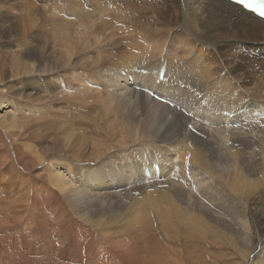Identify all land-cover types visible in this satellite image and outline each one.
I'll return each instance as SVG.
<instances>
[{
	"label": "bare ground",
	"instance_id": "bare-ground-1",
	"mask_svg": "<svg viewBox=\"0 0 264 264\" xmlns=\"http://www.w3.org/2000/svg\"><path fill=\"white\" fill-rule=\"evenodd\" d=\"M43 1L46 4V7L48 9H56L60 13H62V11L64 10V14L72 13L70 18H74V19L73 20H71V19L66 20V21H64L65 24H62L66 28L69 26H73L72 23H74L75 25L76 24L80 25V28H81L83 25H85L89 22L90 18L93 17L94 11H95V16L97 15L99 18H101V16H104L106 13H108L109 16L107 18H105L108 20L103 19V20H99V22L97 21L94 30L92 29L93 32L91 33V36H94V38H95L94 33L104 32V30L106 29L105 31H107V33L109 34L110 32H112V31L109 32L111 26L116 27V26H118V24H120L122 22H130L131 20H134L132 25L137 24V26H139L138 29L146 31L147 33H152L155 36H158L159 39L156 38L158 40L151 39L150 41L147 40V38L148 39L151 38L150 36L147 38L145 37L146 39H144V40L145 41L147 40V42H149V44H150V42L152 43L155 41V43H152L153 45L145 46L147 44L144 45V43H143V45H142V42H143L142 39L144 38L142 36L143 33L142 34L139 32L137 33V31H136L135 32L136 34H134V35L141 34L138 36L142 37L141 38L142 42L140 41L141 43L140 42H139L140 44L138 43L139 46L132 45V47H130L131 49L128 47L129 50L126 52L127 54L118 58L119 59L118 64L113 65L111 63L113 67L110 69H108V67H110L111 65L106 64L107 67H105V65H104L103 67H105V69H103L102 71L99 69L101 72L98 70V72H100V73L96 74L97 77L101 79L98 82L100 83L101 86H103L105 88L106 94H107V99L109 101V103L105 102L106 105L109 104L108 107L106 106L107 109H105V110H108V108H111L112 104H114V106H116V108H114V106H113V108L117 110V111L115 110L114 115L117 116L116 119H118V117L121 118L123 113L125 114V113H127V111H129V110H127V111L125 110L126 112H123L124 109L130 108V107L133 108L134 109L133 111L135 112L134 118L136 117V120L139 123H142V125L145 124V126L146 125L157 126V130H156L157 136H156V132H155V136L157 137L158 144H157V146H154L156 155L153 154V155H149V156L144 155V157H138L137 160L138 161L140 160V161L133 166H131L130 164L123 163L120 160H116V161H120V162L117 163L116 165L114 164L115 166L113 165L112 167H110L108 165V168H104V169L101 168V169H99V171H98V169H97V171L93 170V175L88 176L86 174V176L89 177V180L86 177V179L88 180L85 183L86 187L89 186V188H90V186L93 184L92 185L93 191H91V190H89L88 187L87 188L82 187V180L84 178L82 173H84L85 171L81 172L79 167L73 166L70 163H68L65 156H62L61 154L58 155L60 145H61L60 144L61 140H59V138H57L59 136V134L57 135V137L53 136V138L50 139L51 143H47V144L53 145L54 147H53V149L50 148L52 150L46 149L49 151H48L47 157H45L46 158L44 161L45 163L43 162L44 163V171H45V174H43V175H45L44 179L41 178V180H43V183L41 184L42 181L40 182V180H38L36 178L34 179V178L28 177V179H26V177L22 176L24 179L22 178L21 180H16L17 184L19 183L18 181H20L19 186L21 185L24 187L25 183H24V185H22V183L26 182L27 186H26L25 190L19 188L20 190H22L20 192H19V189L17 187L18 185L16 186L17 188H15V191H14L15 193L11 194V195H14V196H12V197H14L13 198L14 202H15V198H16V200L18 199L17 202L19 201V199H23L25 197H27V199L29 198L31 208L34 211H36L37 214H39V215H40V212L43 211L42 205L45 204L46 210H51V211L53 210L54 214H53V212H51L52 218L58 216L59 223L67 225V227L70 228L69 230H71V232H72L73 239L84 238V239L88 240L87 245H85L84 243L81 244L79 241V244L82 247H84L83 250L85 249L86 253L91 250V243L93 241V234L98 233L99 235H105L106 237H107V235L111 236L110 234L106 233L108 231V229L110 228V226L116 225L117 223H120L123 221L128 222L127 220H131V222H128V223H131L130 224L131 230H134V231L142 230L144 233L142 240L144 241L145 239H147V241L145 240V243H146V246H148V247H146V249H145L146 257H145V259H143V264H157V262L151 261L148 258V256H147L148 253H149V256L151 255V256H154L155 258L158 256L157 261L159 264H166L167 263V261H166V263L164 262L167 259H164V257H163L164 254L162 255V252H161L162 250L159 248L160 244L157 241V236H155V233L154 234H146V231L149 232V230H146V231L143 230L146 227L151 228V225L154 224V223L150 222L151 220L149 221L147 219L148 216H150V218H152V219L154 218L156 221H158V224L157 223L156 224H157L158 228L160 229V232H162L161 229H163L165 231L171 230V231H175L178 233H182V235L183 234L185 235L183 237L187 236L186 238H188L191 242L192 238H193L191 230H193L196 233L200 234V236L205 235L204 238L206 240L207 245H209L210 243H214L213 244V246H214L215 244L221 242L219 244L220 246H223V243H224L229 248V251H232V252L240 251L239 246L241 244H244V243H242L243 241L241 242V238H243L242 235L245 233L244 232L245 229L242 227L239 220L240 219L242 220V219L249 217L251 220V229L253 232V237H251L250 244L248 245V247L250 246L249 253L248 254L245 253L246 255L243 253L244 254V257L242 256L243 257L242 260L244 259L243 264H264V139H261L264 136H262L261 134H259V135H261L262 137L259 136L257 132L254 133V131L255 130L257 131V129H255V130L252 129L253 127H255V128L257 127V126L253 125L255 122H264V116H253L254 111H259L260 113H262L264 111V100L261 99V100H257L254 102V101L244 99L245 97H242V99H244L243 101L239 100V98H241L240 97V91L241 90L239 91L236 83H234L233 81H231L230 79L227 78L228 76L233 74L236 67L242 68L243 65L245 67H249V66L253 67L254 69H256L255 72H257V70H258V72H260L264 78V55H263V52H264V21L257 19L253 15L244 12L238 6L232 5L225 0H55V4H51L50 0H43ZM91 1H93L95 3H92L90 6L89 3ZM38 5H40V4H38ZM113 5H115L116 8L117 7L118 8L117 9L114 8L115 6L113 7ZM123 5H125V6H123ZM135 11H137L139 14H137V12H135ZM132 13L135 14V16H138V18H134ZM48 15H50V14H48ZM62 15H63V13H62ZM110 15H112V16H110ZM235 16L238 20H240L242 22V25L239 24V25L233 26V24H236L235 21L232 22V18ZM55 18H57V17H55ZM241 18H243V19H241ZM137 19H140V21H138ZM9 21H11V20H9ZM61 22H62V20H61ZM244 22H248L250 24V28L246 27L248 25H244L243 24ZM4 24L6 26V23H4ZM30 25H33V24L31 23ZM87 25L89 26V24H87ZM5 26H3V24H2V26H0V37H1L0 40L7 39V37L11 34V31L13 29V28H10L7 26L5 27ZM19 26L21 28L22 25H19ZM241 26L248 34H246L244 31L239 32V30L241 29ZM39 27L40 26H37V28H39ZM74 27L76 29V26H74ZM93 27H94V24H93L92 28ZM82 28L84 29V26ZM119 28H120V26L116 30H119V32H120L121 29H119ZM126 29H122L124 32L123 35L125 37L127 36V34L132 36L133 40H136V42L134 41V43L137 44V39H135L134 36L129 33L130 31L125 35L126 31H124V30H126ZM138 29L136 28V30H138ZM17 30L18 29H16V31ZM134 31H135V29L133 30V32ZM131 32H132V30H131ZM19 33H20V31H19ZM65 33L68 34L67 32H65ZM35 34H36L35 28L34 29L29 28L28 30H26L24 32V34L20 35L23 37L19 38V40H18L19 46L16 48V51L13 50L14 53L16 52L17 55H20V58H22L24 56V58H27L28 60H32L33 61L32 63H35L36 59L38 58V55L41 54V50L38 49L39 46L36 47L35 46L36 44L34 43L35 41L33 40ZM114 34L115 33H113V36H115ZM118 35H121V34H118ZM123 35H121V36H123ZM96 36H97V34H96ZM107 36H109V35H107ZM110 36H109V38H110ZM28 38H31V39H28ZM59 38L61 39V43L63 41L62 47L64 46L63 44L67 43V44H65V46H66L65 48H67V47H68L67 49L74 48V47H69V45L75 46V43L72 40H71V44H69L70 43L69 40H68L69 41V43H68V41L62 40V37H58V44L60 41ZM84 38L87 40L86 37H84ZM94 38H93V40H94ZM109 38H108V41L115 39L112 37V39L109 40ZM152 38H153V36H152ZM68 39H69V37H68ZM96 39H97L96 40L97 44H99L101 46L100 42L98 43V38H96ZM139 40L140 39H138V41ZM64 41H66V42L64 43ZM84 41L82 43H84ZM96 41H94L95 45H97ZM79 42L81 43V41H79ZM115 42H116V40H115ZM252 42H256V43L262 42L261 54L257 56L259 58H255L254 56L249 57L248 55H246L242 51V50L254 51L255 47H254ZM32 43H34L35 45ZM89 43L90 42H88V44ZM94 43L91 44V47H92V45L95 46ZM58 44H57V46L59 47ZM165 44L167 45V47H169V49L177 47V49L181 50L182 53L181 54H178V53L172 54L171 50H167V49L164 50ZM3 45H7V44H3ZM83 45H85V47L89 46L86 43ZM83 45H80V46L85 48ZM140 45H142V46H140ZM76 46H78L77 42H76ZM100 46L98 48L96 46V48H97L96 51H98V49L100 48V50H103L102 52H104L105 50L101 49ZM92 48H94V47H92ZM60 49H61V51H63V50L66 51L63 48H60ZM221 49H226L227 50L226 54L228 56H230V54L237 55L236 58H234V60L225 59V57L221 53ZM71 50H73V49H71ZM71 50L69 49L67 52H73ZM237 51H239V53H236ZM59 52H60V50H59ZM66 53H65V57L67 55ZM103 54L106 55V53H103ZM107 54L109 55V53H107ZM55 55H56V53H55ZM60 55L61 54H59V56ZM73 55H74V53H73ZM112 55H114V54L112 53ZM93 56H95V54ZM93 56H92V58H93ZM5 57H7V56H5ZM99 57H98V59H100ZM111 57H113V56H111ZM15 59L16 58L14 57V60ZM58 59H59V57H58ZM94 59H95V57H94ZM96 59H97V56H96ZM106 59H108V57ZM161 59L166 61V72H165L164 77L167 79V81L164 83L157 84V78H158L159 70L161 67V62H160ZM2 60L0 59V91L5 90L6 93L2 94V92H0V158H5V159L9 158L10 159V168H9L10 171L14 170V172H15L17 166H20L22 168V170H24V171H28L27 168L31 167L30 169L28 168L29 169L28 173H30L33 169H35V168H32V163L35 161L36 158L33 157L32 153L37 154L36 152H39L40 150H37L38 148L36 146V147H34V148H36V152H35L31 146V143L29 142L31 140L37 141V139L33 140L32 139L33 137H29L31 134L30 135L24 134L21 131V128L19 126H17V118L20 120V117H19L20 111L18 108L19 106H17L16 104L13 103V101L16 98L13 99V101H12L11 97L13 95L11 97H9V95L16 93V95L19 96V95H22L24 93H28L29 91H31V88L28 87L27 85H25L26 83L21 84L18 82L16 84H14V82L11 79H10V81H12V82H10V83L6 82L7 80H5V73H6V67H8V66H5L7 64L4 63ZM245 60H251L252 61L251 65H248V64L246 65ZM16 61H18V60H16ZM60 61H62V60H60ZM99 61H103V60H99ZM108 61H110V60H108ZM96 62L97 61H94V64H96ZM231 64H233V65H231ZM241 64H242V66H241ZM27 65H28V63H27ZM102 65L103 64H100L101 68H103ZM17 67H18V65H17ZM20 68H21V66L18 67V69H20ZM23 69H25V68L23 67ZM63 70H65V69H63ZM141 70L146 71L147 74H145V75L141 74L140 73ZM153 71H155L156 73L153 74L152 73ZM121 72L125 73L124 78L120 76ZM21 73L23 74V72H20V74ZM43 73H45V72H43ZM240 75H242V74H240ZM12 76H14V75H12ZM129 76H130L132 82L128 81L127 78ZM22 77H23V75H22ZM258 78H262V77L259 76ZM218 79H220L219 82H218ZM18 80H19V78H18ZM254 81H255V79H254ZM256 81H257V78H256ZM29 82H30V80H29ZM34 82H36V80ZM217 83H219V84H217ZM241 83L244 84V81L241 80ZM181 86H183V88H181ZM243 86H245V85H243ZM249 86H251V85H249ZM16 87L19 90V92L15 91ZM251 87H253V86H251ZM136 89L138 91H136ZM243 90H244V88H243ZM252 90H253V88H252ZM146 91H149V92L153 93L154 95H156L157 97L164 99L166 102H168V104H172L173 109H171L168 104H162V103L155 101L154 99H152L149 96V94L146 93ZM242 91H241V93H242ZM245 91H246V89H245ZM261 91L262 92L264 91V85L261 87V89L259 88V90L257 92L254 91L255 92V94H254L255 98H256V96H260L259 93ZM104 92H103V94H104ZM248 92H249V90H248ZM103 94H100V95L104 96ZM196 94L198 96L201 95V98L198 99V96ZM236 94H237V96H236ZM18 96H17V99H18ZM24 96H26V95H24ZM29 96H30V94H29ZM29 98H32V97H29ZM98 98H100V97H97V99ZM97 99L95 101H98ZM38 100H41V99H38ZM24 101H26V100H24ZM33 101H31V102H33ZM100 101H102L101 103H103L104 100L99 99V103H100ZM26 103H27V101H26ZM30 103H28V105ZM30 106H31V104H30ZM101 106L105 107V105H101ZM47 109H50V108H47ZM23 110H24V108H23ZM47 111H46V114H48ZM109 111H110V109H109ZM240 111H242V113H239ZM50 112H51V110L49 111V113ZM223 113H226L228 115H232V117L229 118L228 116L227 117L223 116ZM37 114H39V113L35 112V115H37ZM127 114H125V115H127ZM129 114H131V112ZM21 115H22V113H21ZM35 115H33L32 117L34 118ZM40 115H41V113H40ZM50 116H51V114H50ZM38 117H39V115H38ZM38 117H36V118H38ZM41 117H42V115H41ZM65 117L66 116H64V118ZM70 117H71V115H70ZM77 117H78V115H77ZM66 118H68V117H66ZM66 118H65V121L68 120ZM123 118H124V115H123ZM125 118H130V120H131V118H133V116L128 115L127 117L125 116ZM48 119H50V117ZM54 119H53V121H54ZM113 119H114V116H113ZM90 121H92V119ZM125 122H126V119H125ZM130 122L133 124L132 120ZM23 123L24 122H22V124ZM63 123L61 121V124H63ZM98 123H99V121H98ZM65 124H66V122H65ZM120 124L122 126V123H120ZM125 124H127V123H125ZM53 125H56V124H52V127H53ZM252 125H253V127H252ZM35 126L39 127L38 124H36ZM40 126L42 127V125H40ZM49 126H51V122H50ZM49 126H47V127H49ZM59 126L61 127V125H59ZM59 126H57V127L59 128ZM64 126H67V125H64ZM71 126H73V128H75L74 125H71ZM187 126H191L194 130L197 131V133L199 135H195V134L191 133L187 129ZM81 127H83V126H81ZM39 128H38V130H43V129L45 130V128H43V129H39ZM67 128H69V127H67ZM111 128H113L111 125H109L107 128H104V127L99 128L98 127L95 132L98 134L101 132L105 133V136H103V137L106 138L107 136L110 135V133L108 131ZM124 128H126V127H124ZM69 129H72V127ZM86 129L87 130H85V129L84 130L88 131V128H86ZM84 130H81V131L83 132ZM119 130H115V131L120 132L121 130L120 131ZM123 130L125 131V129H122V132H123ZM58 131H59V129H58ZM137 131H135V133ZM147 131L149 132V130H147ZM43 132H42V134H43ZM74 132H75V130L73 131V133L72 132L71 133L74 134ZM259 132H261V131H259ZM30 133H32V132H30ZM89 133H90V131H89ZM123 133H125V132H123ZM37 134H40V133H37ZM53 134H54V131H53ZM150 134L151 133H149V135ZM49 135H51V133H48V136ZM68 135H70V134H68ZM202 135L205 136L207 139H209V141L208 142L203 141ZM39 136H40V138L42 137L41 134ZM44 136H45V134H44ZM139 136H141V133ZM143 136H145V135H143ZM65 137L63 139L68 140L67 139L68 137H66V138ZM84 138H86V137H83V139L82 138L81 139L84 140ZM104 138H101V139H104ZM133 138H135V137L133 136ZM60 139H61V137H60ZM73 139L74 138H72V142H74V140L76 138L74 140ZM40 140L37 142H40ZM50 140L47 142H50ZM82 140H81V142H82ZM93 140H95V139H93ZM146 140L149 141L147 138H146ZM85 141H86V139H85ZM90 141H92V139ZM108 141H109V138H108ZM113 141H115V140H113ZM72 142H70V143H72ZM98 142H92L91 146L98 144ZM118 142H120V141H118ZM150 142H152V141H150ZM229 142L232 143L231 146H229ZM67 143L68 142H66V145H67ZM78 143H79V141H78ZM169 144L174 146L172 151L169 150V148L167 147ZM35 145H36V143H35ZM64 145H65V143L63 144V146ZM85 145H83V146H85ZM139 145H137V146H139ZM68 146H69V144L67 145V147ZM96 147H98V146H94L95 149H97ZM126 147H124V149ZM86 148L83 150V147H82V152H85ZM101 148H102V146H101ZM88 149H90V148H88ZM79 150H77V151H79ZM102 151H103V148H102ZM128 151H129V149H128ZM69 152L76 153L74 151H69ZM43 153H42V156H43ZM60 153H61V150H60ZM102 154H104V153H102ZM89 155H91V154L89 153ZM108 158L109 157H107V159ZM134 158L135 157H133V159ZM36 162H37V160H36ZM1 163L2 164H0V178H1L0 180H3L2 182H5V181H8L9 178L4 179L3 174H2L3 168L1 167V165L3 166L4 164H6V162L4 163L2 161ZM87 163H89V162H87ZM90 163L92 164V161ZM106 163H107V161H106ZM112 163H113V161H112ZM33 164H35V162ZM37 165H38V163H37ZM8 167H9V165H8ZM8 167H6V168H8ZM37 167L38 166H36V168ZM41 167H42V165H41ZM145 169H147V171L149 173V178H146L143 175V172ZM19 173H21V172L19 171ZM39 173H40V171L37 173V175ZM7 176L10 177V175H7ZM19 176L21 177V175H19ZM38 176H40V175H38ZM20 177H16V179L20 178ZM10 179H11V177H10ZM14 180H15V177H14ZM9 181H8V183H9ZM11 182L13 183V180ZM15 184L16 183L14 182V185ZM9 185L13 186L11 184H9ZM14 187H13V189H14ZM38 189H42V191L44 193L42 200L38 199L39 197L37 198L35 196L36 195L35 192ZM1 190H2V188H1ZM113 190H115V191H113ZM136 191H138V194L135 195ZM9 195H10V193H9ZM125 195H126V197L128 196V199H126V200L123 199V196H125ZM6 196H8V194ZM4 199L6 200V198H4ZM8 200H9V198H8ZM0 202H3V201H0ZM4 202L6 204V202H8V201L6 200ZM11 202H12V200H11ZM19 202L21 203L22 200ZM193 204H195V205H197V207H199L198 208L199 214H197V215L193 214V210H192ZM247 204H249L250 206H247ZM9 205H11V203ZM14 205H16V204H14ZM14 205L12 204V206H14ZM21 206H22V203H21L19 208H22ZM26 206L27 205H25V207ZM7 207L8 206L5 205V208H7ZM8 208H11V206ZM28 208H29V205H28ZM3 210H5V209H3ZM9 210H12V209H9ZM18 211L21 212V209ZM18 211H16V209H15L14 212L16 215H18ZM3 213H5V212H3ZM8 213L6 212V214H8ZM41 214H43V213H41ZM44 214H45V211H44ZM49 214H50V212H49ZM14 217H15V215H14ZM14 217L11 216V219ZM7 218H9V217H7ZM17 218L18 217H16V219ZM22 218H24V217H22ZM49 219H50V217H49ZM55 221H56V219H55ZM13 222H15V221H13ZM36 223H37V221H36ZM128 223H127V225H129ZM13 225H14V223H13ZM232 225L234 226L235 237H233L231 232L229 234H228V232L225 234V230L227 228L229 229ZM247 226H246V228H247ZM1 227H2V225H1ZM125 228H126V226L123 229H125ZM119 229H121V228H119ZM127 229H125V231ZM3 230H5V229H3ZM3 230H0V232H2ZM54 230H56V229H54ZM184 231L187 232V234ZM71 232H70V234H71ZM109 232L110 231H108V233ZM120 232H121V230H120ZM155 232H157V231H155ZM248 232L246 229V233H248ZM28 233H29L30 240L33 237L35 239L36 232L34 234L32 229H30ZM122 233H124V232H122ZM6 234L8 235V233H6ZM168 234H170V233H167V235ZM172 234L174 235V233H172ZM177 234L175 236H177ZM51 235H52V233H51ZM128 235L129 234H127V236ZM18 236H19V234H18ZM109 236L106 238L108 245H109V243H108L107 239L111 238ZM250 236H251V234H250ZM10 237H12V234ZM122 237H124V236H122ZM170 237L171 236H169V238ZM246 237H245V240H246ZM63 238H64V236H63ZM25 239L26 238H24V240ZM98 240H99V238H98ZM98 240H97V242H98ZM118 240H119V238H118ZM35 241H36V239H35ZM127 242H129V240H127ZM244 242H247V241H244ZM164 243H165V241H164ZM68 244H71V243H68ZM93 244H96V243L93 242ZM107 244L105 242V244L102 247H106ZM99 245H100V243H99ZM122 245H123V242H122ZM171 245L173 246V244L170 243V246ZM135 246L136 245H134L132 247L123 246L125 248H123V249L120 248V250L118 252H120L121 254L118 256L116 263H114L113 251L110 247H109V249L103 248L102 251L97 252V254H95L92 257V260L98 261V263H100V264H117L118 260L122 261L123 264H140L139 260H137V259L133 260L132 258H130L131 257L130 253L132 252V250H134L133 247H135ZM17 247H19V246H17ZM33 247H35V246H33ZM61 247H63V246H61ZM77 247H79V246H77ZM136 247L138 248V246H136ZM143 247H144V245H143ZM244 247L245 246H243V248ZM22 248H24V247H22ZM22 248L20 247V249H22ZM144 248H143V250H144ZM171 248H173V247H171ZM27 249H29V248H27ZM64 249H65V247H64ZM13 250H15V248ZM35 250H36V248H35ZM42 250H40V251H42ZM70 250H71V248H70ZM81 250H82V248H81ZM138 250H139V248H138ZM140 250H142V249L140 248ZM3 251L4 250H2V252ZM28 251L30 252V250H28ZM72 251H74V250H72ZM145 251H142V252H145ZM173 251L174 250L171 251V254ZM29 252H28V254H29ZM35 252H37V251H35ZM136 252H138V251H136ZM167 252L168 251H166V253ZM169 252H170V250H169ZM174 252H176V251H174ZM207 252L208 253L210 252V254H213L212 251H207ZM245 252H246V250H245ZM110 253L112 254V256ZM176 253H178V251ZM230 253L231 252H229L228 254H230ZM30 254L31 255L33 254L36 256V254H34L33 252L32 253L30 252ZM217 254L219 255L220 258L223 259V261L227 259V255H225L223 252L219 251ZM22 255H23V253H22ZM137 255H139V254H137ZM159 255L162 256V257H160L161 258L160 261H159ZM175 255L177 256V254H175ZM84 256L88 259L87 254L85 255V253H84ZM167 256L172 257L170 255V253H167ZM28 257H29V255H28ZM48 257H50V256H48ZM76 257H77V255H76ZM141 257H139V258H141ZM198 258H202V257H198ZM64 259L67 260L66 257H64ZM182 259H183L184 264H193V260H192L191 256H185V257H182ZM40 261H42V260H40ZM75 261H76V259H75ZM162 261H163V263H161ZM219 261L221 263H216V262H212V261L202 262V259H201V263H199V264H223L222 260H219ZM240 262H241V259H240ZM18 263H19V261H18ZM88 264H95V263L92 262V263H88Z\"/></svg>",
	"mask_w": 264,
	"mask_h": 264
},
{
	"label": "rangeland",
	"instance_id": "rangeland-1",
	"mask_svg": "<svg viewBox=\"0 0 264 264\" xmlns=\"http://www.w3.org/2000/svg\"><path fill=\"white\" fill-rule=\"evenodd\" d=\"M51 4H55V0H50ZM92 3H95L93 1H91L89 3V5L91 6ZM40 4V5H38ZM7 6V7H6ZM115 5H113L114 7ZM125 6V5H123ZM45 7V8H44ZM111 7V6H110ZM116 8V6L114 7ZM118 8V7H117ZM116 8V9H117ZM38 11V12H37ZM56 12V13H55ZM137 12V11H135ZM63 13V15H62ZM62 13H60L59 11H57L56 9H48L46 7V4L44 3L43 0H0V26H5L4 23H6V26L7 27H10V28H13L12 31H11V34L7 37V39H4V40H0V59L6 63L7 65L5 66H8L6 67V73H5V80H7L6 82H14V84L16 83H21V84H25L27 85L28 87L31 88V91H29L28 93H24L22 95H16V93H13L11 95H9V97H11L12 95V101L13 99H15L13 101L14 104H16L17 106H19V114H20V120L17 118V126H19L21 128V131L26 134V135H30L29 137H33L32 139L33 140H36L39 141L40 139V142H37V141H29L31 143V146L32 148L34 149V151L36 152V147L37 146V150H40L39 152H36L37 154H34L32 153L33 157L36 158L35 159V164L32 163V168H35L33 169L30 173H28L29 169L31 167H28L27 170L28 171H24L22 170V168L20 166H15L16 167V170L14 172V170H9L10 168V159L9 158H0V161L2 162H6V164H4L3 166L1 165V167L3 168V177L4 179L6 178H9V183L8 181H5V182H2L3 180H0V201H3V202H0V230H3L2 232H0V264H88V263H95V264H100L98 263V261H93L92 260V257L97 254V252L99 251H102V249L104 248H107L109 249V247L112 249L113 251V259H114V263H116V260L118 258V256L121 254L120 252H118L121 249L125 248V247H132L134 245L138 246V248L135 246L133 247V249L135 250H132V252L130 253L131 257L133 260L137 259L139 260L140 264H143V259H145L146 257V243H145V240L147 241V239H145L144 241L142 240L143 236H144V233L142 230H137V231H134V230H131L130 228V224L131 223H128V222H131V220H127L128 222H120V223H117L116 225H113V226H110V228L108 229V231H110L108 233V231L106 232L107 234H110L111 236L107 235V237H111L108 240V243L109 245L107 244V241H106V236L105 235H99L98 233L96 234H93V241L91 243V250L88 251L86 253L85 249L83 250L84 247H82L80 244H79V241L81 244H85L87 245L88 243V240L87 239H84V238H75L73 239V236H72V232L71 230H69L70 228L67 227V225H64V224H60L59 223V218L58 216L57 217H54L52 218L51 217V212H53V210H46V205H42V208H43V211L40 212V215L37 214L36 211H34L31 206H30V199L28 200L27 197L23 198V199H19V201L22 200V208H19L21 203L17 202L16 198H15V202H14V195H11V194H14L15 192V188L18 187L25 190L27 184L26 182H23L22 185H24L25 183V186H19V183L20 181H18L19 183L17 184V181L16 180H21L23 177H26V179L29 178H36L38 180H40L41 184L43 183V180L45 175V171H44V161H45V157H47L48 155V151L49 150H52L53 149V145L51 144H47V143H51V140L53 138V136L57 137V135L59 134V136L57 138H59L60 141V149H59V152H58V155H62V156H65V158L67 159V162L70 163L71 165L73 166H77L80 168L81 172H84L82 173L83 175V180H82V187H85V188H89V186L86 187V181L89 180V175H93V170L99 171V169H104V168H108V165L110 167H112L114 164L116 165L117 163H119L120 161H122L123 163H126V164H130L131 166L135 165L136 163H138L139 161L137 160L138 157H144L145 156H149V155H156V152H155V149H154V146H157L158 144V140H157V126H151V125H146L142 123H139L137 120H136V117L134 118V114L135 112L133 111L134 109L133 108H127V109H124L123 112H126L127 110H129L131 112V114H129L130 112L127 111V115H125L124 113L122 114L121 118L114 115V112L116 109V106H114V104H112V107L111 108H108V110H105L107 109L106 106L108 107L109 104H105V102L109 103L108 99H107V94H106V90L103 86L100 85V83L98 81H100L101 79L97 77V73H100L103 69H105L106 64L108 65H111L110 67H108V69L112 68V64H118L119 63V59L120 57L124 56L125 54H127L126 52L129 50L128 47H132V45H136V46H139L138 43L142 40V45L144 43L147 44L145 46H151L153 45L152 43H155L154 42H147V40H158V36H155L153 35L152 33H147L146 31H143V30H140L138 29L139 26L136 25H132V23L134 22V20H131L130 22H122L120 24H118V26H111L110 27V32L109 34L107 33V31L104 30V32H98V33H94L95 34V38L94 36H91V33L93 32L95 26H96V23L97 21L99 22V20H108V19H105L107 18L109 15L108 13H106L104 16H101V18H99L97 15L95 16V11L93 12V17L89 19V22L87 24H89V26L87 24L83 25L84 26V29L81 27L80 28V25L78 24H73V26H69V27H65L63 26L62 24H65L64 21L66 20H73L74 18H70V16L72 15V13H68V14H64V10L62 11ZM28 14V15H27ZM50 14V15H48ZM137 14H139L137 12ZM133 17L134 18H138V16H135V14H133ZM112 16V15H110ZM35 17V18H34ZM57 17V18H55ZM243 19V18H241ZM11 20V21H9ZM36 20V21H35ZM62 20V22H61ZM138 21H140V19H137ZM235 21L236 24H233V26L235 25H242V22L240 20H238L235 17L232 18V22ZM33 24V25H30V24ZM37 25H36V24ZM94 24V27L92 28ZM244 25H248L246 27H249L250 28V24L248 22H244L243 23ZM19 25H22L21 28ZM24 25V26H23ZM5 26V27H6ZM37 26H40L39 28H37ZM76 26V29L75 27ZM120 26L119 30H116L118 29V27ZM132 28H131V27ZM134 26V27H133ZM64 27V28H63ZM113 27V28H112ZM15 28V29H14ZM36 29V34L34 36V44L36 47H38L39 50H41V54L38 55V58L36 59L35 63H32L33 61L32 60H28L27 58H24V56L22 58H20V55H17L16 52L14 53V51H16V48L19 46V38H22L23 36H20L22 34H24V32L28 29ZM127 28V29H126ZM130 30H129V29ZM136 28L138 30H136ZM16 29H18L16 31ZM20 29V30H19ZM24 29V30H23ZM42 29V30H41ZM60 29V30H59ZM63 29V30H62ZM93 29V30H92ZM122 29H126L124 31H126L125 35L129 32L131 35L134 36L135 39H137V44L134 43V41L136 42V40H133L132 36L128 35L125 37L123 34V30ZM135 29V31L133 32V30ZM57 30V31H56ZM65 30V31H64ZM75 30V31H74ZM78 32H77V31ZM85 30V31H84ZM108 30V29H107ZM132 30V32H131ZM20 31V33H19ZM137 31V33H143V39L141 40V36H138V35H141V34H138V35H134L136 34L135 32ZM241 31H244L246 34H248L241 26V29L239 30V32ZM23 32V33H22ZM65 32H67L68 34H66ZM61 33V34H60ZM83 33V34H82ZM86 33V34H85ZM102 33V34H101ZM107 33V34H106ZM113 33H115L113 36ZM65 34V35H64ZM97 34V36H96ZM118 34H121V35H118ZM83 35V36H82ZM107 35H111L112 37L110 36H107ZM118 35V36H117ZM145 35V36H144ZM121 36V37H120ZM151 37V38H147V37ZM153 36V38H152ZM58 37H62V40H66L68 41L69 44H71V40L75 43V46L73 45H69V47H74V48H69L71 51L73 52H67L69 49L65 48V43L66 41H64L65 44H63L64 46L62 47V43H61V39L59 41V44H58ZM69 37V39H68ZM74 37V38H73ZM86 37L87 40L84 38ZM109 40L111 41H108V38ZM147 40L145 41L144 39ZM155 37V38H154ZM1 38V37H0ZM3 38V37H2ZM94 38V40H93ZM98 38V43L100 42L101 46L99 44H97V39ZM118 38V39H117ZM127 38V39H126ZM158 38V39H156ZM28 39H31V38H28ZM37 39V40H36ZM74 39V40H73ZM76 39V40H75ZM122 39V40H121ZM126 39V40H125ZM131 39V40H130ZM138 39H140L138 41ZM86 42H85V41ZM89 40V41H88ZM116 40V42H115ZM81 41V43L79 42ZM84 41V43H82ZM94 41H96V44L94 43ZM124 41V42H123ZM130 43H128V42ZM131 41V42H130ZM133 41V42H132ZM11 42V43H10ZM32 42V41H31ZM72 42V43H73ZM76 42H77V45L76 46ZM80 44H79V43ZM88 42H90L88 44ZM123 42V43H122ZM140 42V43H141ZM87 44L89 45L88 47L83 44ZM95 46L92 45V48L91 47V44H93ZM105 43V44H104ZM112 43V44H111ZM139 43V44H140ZM255 49L254 51L252 50H242L246 55H248L249 57H255V58H259L257 57L258 55L261 54V45H262V42H252ZM3 44H7V45H3ZM57 44L59 45V47L57 46ZM103 44V45H102ZM56 45V46H55ZM61 45V46H60ZM67 45V46H68ZM80 45H83L85 48L81 47ZM105 45V46H104ZM140 45V46H142ZM44 46V47H43ZM100 46L101 49H104L105 51L102 52L103 50H100V48L97 50V48ZM60 48H63L65 49L66 51H61ZM83 48V49H82ZM107 50H106V49ZM109 48V49H108ZM131 49V48H130ZM167 49V50H171V53L172 54H181V50H178L177 47H174L172 49H169V47H167V45L165 44V48L164 50ZM47 50V51H46ZM60 50V52H59ZM88 52H87V51ZM92 51V52H91ZM96 51V52H95ZM107 51V52H106ZM110 51V52H109ZM125 51V52H124ZM226 49H221V53L222 55L225 57V59H231V60H234V58H236L237 55H233V54H230V56H228L226 54ZM251 51V52H250ZM6 52V53H5ZM13 52V53H12ZM67 52V53H66ZM98 52V53H97ZM101 52V53H100ZM114 55H112V53ZM56 53V55H55ZM61 54L59 56V54ZM64 55H63V54ZM65 53L67 54L66 57H65ZM74 53V55H73ZM103 53H106L103 54ZM109 53V55L107 54ZM236 53H239V51H237ZM16 54V55H15ZM69 54V55H68ZM95 54V56H93ZM111 54V55H110ZM165 54V53H164ZM58 55V56H57ZM263 55H264V52H263ZM7 56V57H5ZM9 56V57H8ZM93 56V58H92ZM96 56H97V59H96ZM100 56V57H99ZM105 58H103V57ZM113 56V57H111ZM14 57L16 58L14 60ZM18 57V58H17ZM59 57V59H58ZM69 59H68V58ZM91 57V58H90ZM95 57V59H94ZM98 57L100 59H98ZM108 57V59H106ZM66 58V59H65ZM89 58V59H88ZM103 58V59H102ZM13 59V60H12ZM39 59V60H38ZM68 59V60H67ZM18 60V61H16ZM62 60V61H60ZM99 60H103V61H99ZM110 60V61H108ZM15 61V62H14ZM94 61H97L96 64H94ZM105 61V62H104ZM114 61V62H113ZM246 61V65H251L252 61L251 60H245ZM23 62V63H22ZM25 62V63H24ZM71 62V63H70ZM73 62V63H72ZM100 62V63H99ZM28 63V65H27ZM105 63V64H104ZM112 63V64H111ZM70 64V65H69ZM100 64H103L102 67L105 65V67L101 68ZM21 66L20 69H18V67ZM58 65V66H57ZM64 65V66H63ZM66 65V66H65ZM233 65V64H231ZM26 69H23V67ZM242 66V64H241ZM42 67V68H41ZM50 67V68H49ZM63 67V68H62ZM100 67V68H99ZM241 67L237 68L234 70L233 74L228 76L227 78L230 79L231 81H233L234 83H236V85L238 86V89L240 91V97L239 100L243 101L244 99H247V100H250V101H257V100H261L263 99L264 100V91L260 92V96H256L255 98V92L254 91H258L259 88L261 89V87L264 85V78L262 76V74L260 72H255L256 69H254L253 67H245L243 65V67L240 69ZM10 69V70H9ZM12 69V70H11ZM34 69V70H33ZM65 69V70H63ZM101 71H100V70ZM248 69V70H247ZM14 70V71H13ZM21 70V71H20ZM44 70V71H43ZM46 70V71H45ZM98 70L100 72H98ZM8 72V73H7ZM20 72H23V74ZM41 72V73H40ZM45 72V73H43ZM244 72V73H243ZM15 73V74H14ZM258 73V74H257ZM260 73V74H259ZM36 74V75H35ZM239 76H238V75ZM242 74V75H240ZM253 74V75H252ZM14 75V76H12ZM17 75V76H16ZM23 75V77H22ZM244 75V76H243ZM8 76V77H7ZM255 76V77H254ZM262 77V78H258V77ZM36 77V78H35ZM237 77V78H236ZM254 77V78H253ZM19 78V80H18ZM130 78V76L128 77V79ZM256 78H257V81H256ZM10 79L12 81H10ZM15 79V80H14ZM235 79V80H234ZM255 79V81H254ZM261 79V80H260ZM30 80V82H29ZM36 80V82H34ZM241 80L244 81V84L241 83ZM260 80V81H259ZM220 81V79H218V82ZM240 81V82H239ZM262 81V82H261ZM129 82H132L131 79L129 80ZM246 82V83H245ZM38 83V84H37ZM219 84V83H217ZM245 85V86H243ZM253 87H251V86ZM38 86V87H37ZM255 86V87H254ZM33 87V88H32ZM35 88V89H34ZM39 88V89H38ZM181 88H183V86H181ZM253 88V90H252ZM47 89V90H46ZM246 89V91H245ZM256 89V90H255ZM249 90V92H248ZM16 92H19V90L17 89L16 87ZM46 93H45V92ZM51 91V92H50ZM104 94H103V92ZM136 91H138L136 89ZM0 92H2V94L6 93L5 90H1ZM44 92V93H43ZM95 92V93H94ZM247 93V94H246ZM28 94V95H27ZM30 94V96H29ZM36 94V95H35ZM49 94V95H48ZM57 94V95H56ZM100 94H103L104 96L100 95ZM26 95V96H24ZM35 95V96H34ZM248 95V96H247ZM17 96H18V99H17ZM102 96V97H101ZM237 96V94H236ZM29 97H32V98H28ZM36 97V98H35ZM97 97H100L97 99ZM201 95L198 96V99H200ZM242 97H245L244 99H242ZM105 98V99H104ZM249 98V99H248ZM38 99H41V100H38ZM98 100V101H95V100ZM99 99H103V103H101L102 101H100L99 103ZM256 99V100H255ZM21 100V101H20ZM26 100V101H24ZM34 100V101H33ZM33 101V102H31ZM16 102V103H15ZM31 102V103H30ZM36 102V103H35ZM28 103L30 104L28 105ZM52 103V104H51ZM55 103V104H54ZM57 103V104H56ZM24 105V106H23ZM26 105V106H25ZM50 105V106H49ZM55 105V106H54ZM101 105H105L104 106H101ZM169 107L171 109H173V105L172 104H168ZM114 106V108H113ZM110 107V106H109ZM24 108V110H23ZM43 108V109H42ZM47 108H50V109H47ZM32 109V110H31ZM90 109V110H89ZM110 109V111H109ZM30 110V111H29ZM39 110V111H38ZM48 110V111H47ZM51 110V112L49 113V111ZM88 110V111H87ZM121 110V109H120ZM126 110V111H125ZM29 111V112H28ZM46 111L48 114H46ZM117 111V110H116ZM122 111V110H121ZM28 112V113H27ZM35 112L39 113L37 115H35ZM22 113V115H21ZM42 117H41V115ZM100 113V114H99ZM34 118L32 117L33 115ZM51 114V116H50ZM78 117H77V115ZM31 115V116H30ZM39 115V117H38ZM45 115V116H44ZM49 115V116H48ZM71 115V117H70ZM76 115V116H75ZM97 115V116H96ZM111 117H110V116ZM123 115H124V118H123ZM128 115H131L133 116V118H131V120L133 121V124L130 122V118H125V116L127 117ZM28 116V117H27ZM64 116L68 117L65 121V118ZM109 116V117H108ZM113 116H114V119H113ZM227 117V115H224ZM38 117V118H36ZM50 117V119H48ZM86 117V118H85ZM52 118V119H51ZM55 118V119H54ZM71 118V119H70ZM24 119V120H23ZM54 119V121H53ZM92 119V121H90ZM125 119H126V122H125ZM20 122H19V121ZM33 120V121H32ZM52 120V121H51ZM64 125H67V126H64L63 124H61V121ZM64 120V121H63ZM135 120V121H134ZM44 121V122H43ZM99 121V123H98ZM19 122V123H18ZM22 122H24L22 124ZM40 122V123H39ZM51 122V126H49ZM66 122V124H65ZM90 122V123H89ZM97 122V123H96ZM71 123V124H70ZM107 123V124H106ZM122 123V126L121 124ZM127 123V124H125ZM22 124V125H21ZM36 124H38V126L40 127H37L35 126ZM42 125V127L40 125ZM44 124V125H43ZM52 124H56V125H53L52 127ZM61 125V127L59 125ZM82 124V125H81ZM85 124V125H84ZM94 124V125H93ZM104 124V125H103ZM29 125V126H28ZM71 125H74L75 128H73V126ZM109 125H111L113 128H111L108 132L110 133L109 136H107L106 138H104L103 136H105V133L101 132V133H96L95 131L97 130V128H107ZM135 125V126H134ZM254 126H257L256 128L253 127ZM252 125V129H257V131L255 130L254 133H258L261 134L262 136H264V122H255L254 124ZM49 126V127H47ZM56 126V127H55ZM59 126V128L57 127ZM72 129H69L71 128ZM83 126V127H81ZM97 126V127H96ZM107 126V127H106ZM121 126V127H120ZM26 127V128H25ZM28 127V128H27ZM69 127V128H67ZM92 127V128H91ZM126 127V128H124ZM141 127V128H140ZM145 127V128H144ZM155 127V128H154ZM261 129H260V128ZM39 129H43L45 128V131L44 129L43 130H38ZM51 128V129H50ZM53 128V129H52ZM59 131H58V129ZM80 128V129H79ZM82 128V129H81ZM86 128H88V131H85L87 130ZM94 128V129H93ZM117 128V129H116ZM125 129V131L123 130V133L122 132V129ZM130 128V129H129ZM259 128V129H258ZM36 129V130H35ZM57 129V130H56ZM62 131H61V130ZM85 129V130H84ZM121 131H120V130ZM188 129V128H187ZM38 130V131H37ZM71 130V131H70ZM75 130L74 134L73 131ZM81 130H84L83 132ZM115 130H119L120 132L118 131H115ZM128 130V131H127ZM141 133V136L140 133ZM149 130V132L147 131ZM29 131V132H28ZM43 134H42V132ZM52 131V132H51ZM53 131H54V134H53ZM65 131V132H64ZM78 131V132H77ZM81 131V132H80ZM90 131V133H89ZM111 131V132H110ZM131 131V132H130ZM135 131H137L135 133ZM153 133H152V132ZM261 131V132H259ZM32 132V133H30ZM46 132V133H45ZM69 132V133H68ZM72 132V133H71ZM130 132V133H129ZM144 134H143V133ZM146 132V133H145ZM155 132H156V136H155ZM29 133V134H28ZM37 133H40L42 135V137L40 138V134H37ZM48 133H51V135L48 136ZM56 133V134H55ZM122 133V134H121ZM149 133H151L149 135ZM34 134V135H33ZM37 134V135H36ZM45 134V136H44ZM70 134V135H68ZM120 134V135H119ZM125 134V135H124ZM128 136H127V135ZM130 134V135H129ZM47 135V136H46ZM84 135V136H83ZM102 135V136H101ZM119 135V136H118ZM136 135V136H135ZM145 135V136H143ZM257 135V134H256ZM259 135V136H261ZM36 138H35V137ZM68 137L67 139L68 140H65L63 139L64 137ZM78 136V137H77ZM116 136V137H115ZM122 138H121V137ZM131 136V137H130ZM133 136L135 138H133ZM138 136V137H137ZM153 136V137H152ZM261 136V137H262ZM47 137V138H46ZM50 137V138H49ZM61 137V139H60ZM65 137V138H66ZM83 137H86L83 139ZM113 137V138H112ZM118 137V138H117ZM137 137V138H136ZM141 137V138H140ZM144 137V138H143ZM151 137V138H150ZM72 138H76L74 140V142H72ZM82 138V139H81ZM101 138H104V139H101ZM108 138H109V141H108ZM120 138V139H119ZM126 138V139H125ZM133 138V139H132ZM140 138V139H139ZM146 138L149 140L147 141ZM63 139V140H62ZM70 139V140H69ZM86 139V141H85ZM92 139V141H90ZM95 139V140H93ZM115 141H113V140ZM128 139V140H127ZM143 139V140H142ZM151 139V140H150ZM261 139H264V137H262ZM50 142H47L49 141ZM79 143H78V141ZM82 140V142H81ZM97 140V141H96ZM106 140V141H105ZM136 140V141H135ZM138 140V141H137ZM202 140L203 141H206L208 142L209 139H207L205 136L202 135ZM88 141V142H87ZM99 141V142H98ZM117 141V142H116ZM120 141V142H118ZM126 141V142H125ZM146 141V142H145ZM152 141V142H150ZM28 142V143H29ZM66 142L67 145L69 144V146L67 147L66 145ZM72 142V143H70ZM92 142H98V144L94 145V146H98L96 147L97 149L94 148V146H91ZM101 142V143H100ZM140 142V143H139ZM29 143V144H30ZM33 143V144H32ZM36 143V145H35ZM40 143V144H39ZM46 143V144H45ZM65 143V145L63 146V144ZM81 143V144H80ZM89 143V144H88ZM100 143V144H99ZM119 143V144H118ZM127 143V144H126ZM150 143V144H149ZM156 143V144H155ZM71 144V145H70ZM85 146H83V145ZM118 144V145H117ZM140 144V145H139ZM155 144V145H154ZM231 142H229V146H231ZM34 145V146H33ZM80 147H79V146ZM82 145V146H81ZM136 147H135V146ZM139 145V146H137ZM237 145V144H236ZM47 146V147H46ZM103 148V151H102V148ZM107 146V147H106ZM127 146V147H126ZM131 146V147H130ZM142 146V147H141ZM66 147V148H65ZM78 147V148H77ZM82 147H83V150L86 148V151L85 152H82ZM85 147V148H84ZM93 147V148H92ZM124 147H126L124 149ZM139 147V148H138ZM141 147V148H140ZM169 148V150L172 151V149L174 148L173 145L169 144L167 146ZM52 148V149H50ZM64 148V149H63ZM90 148V149H88ZM135 150H134V149ZM171 148V149H170ZM43 149V150H42ZM46 149H49V150H46ZM80 149V150H79ZM88 149V150H87ZM94 149V150H93ZM101 149V150H100ZM105 149V150H104ZM111 149V150H110ZM129 149V151H128ZM142 149V150H141ZM60 150H61V153H60ZM79 150V151H77ZM93 150V151H92ZM110 150V151H109ZM123 150V151H122ZM131 150V151H130ZM69 151H74L76 153H71ZM92 153H91V152ZM109 153H108V152ZM112 151V152H111ZM121 151V152H120ZM125 151V152H124ZM44 152V153H43ZM79 152V153H78ZM88 152V153H87ZM97 152V153H96ZM128 152V153H127ZM42 153H43V156H42ZM78 153V154H77ZM89 153L91 155H89ZM104 153V154H102ZM115 153V154H114ZM119 153V154H118ZM46 154V155H45ZM101 154V155H100ZM113 154V155H112ZM80 155V156H79ZM87 155V156H86ZM110 155V156H109ZM139 155V156H138ZM86 156V157H85ZM93 156V157H92ZM101 156V157H100ZM104 156V157H103ZM106 156V157H105ZM118 156V157H117ZM97 157V158H96ZM107 157H109L107 159ZM117 159H116V158ZM133 157H135L133 159ZM70 158V159H69ZM72 158V159H71ZM77 158V159H76ZM79 158V159H78ZM88 160H87V159ZM94 158V159H93ZM76 159V160H75ZM81 159V160H80ZM92 159V160H91ZM102 161H101V160ZM133 159V160H132ZM136 159V160H135ZM37 160V162H36ZM39 160V161H38ZM43 160V161H42ZM78 160V161H77ZM90 160V161H89ZM98 160V161H97ZM116 160H120V161H116ZM129 160V161H128ZM9 161V162H8ZM76 161V162H75ZM80 161V162H79ZM92 161V164L90 163ZM107 161V163H106ZM113 161V163H112ZM0 162V164H2ZM44 162V163H43ZM89 162V163H87ZM38 163V165H37ZM100 163V164H99ZM134 163V164H133ZM9 165V167H8ZM42 165V167H41ZM85 165V166H84ZM100 165V166H99ZM114 165V166H115ZM36 166H38L36 168ZM41 168H40V167ZM97 166V167H96ZM8 167V168H6ZM100 167V168H99ZM5 168V169H4ZM95 168V169H94ZM9 171H8V170ZM43 169V170H42ZM22 170V171H21ZM13 171V172H12ZM18 171V172H17ZM19 171L21 173H19ZM40 171V173L37 175V173ZM10 172V173H9ZM88 172V173H87ZM90 172V173H89ZM23 173V174H22ZM17 176H16V175ZM25 174V175H24ZM86 174L88 176H86ZM5 175V176H4ZM7 175H10L11 179L9 176ZM12 175V176H11ZM21 175V177L19 176ZM28 175V176H27ZM30 175V176H29ZM35 175V176H34ZM23 176V177H22ZM14 177H15V180H14ZM16 177H20V178H17ZM86 177L88 178V180L86 179ZM40 178V179H39ZM1 179V178H0ZM24 179V178H23ZM86 179V180H85ZM13 180V183L11 182ZM14 182L16 183L14 185ZM39 182V183H40ZM7 183V184H6ZM84 183V184H83ZM9 184L13 185V186H10ZM8 185V186H7ZM18 185V186H17ZM93 185V184H92ZM90 186L89 190L93 191L92 188L93 186ZM15 186V187H14ZM17 186V187H16ZM14 187V189H13ZM2 188V190H1ZM4 188V189H3ZM12 189V190H11ZM6 190V191H5ZM11 190V191H10ZM5 191V192H4ZM8 191V192H7ZM22 191L19 189V192ZM115 191V190H113ZM3 193V194H2ZM8 196H6L7 194ZM10 193V195H9ZM2 194V195H1ZM5 194V195H4ZM35 196L42 200L43 198V191L42 189H38L36 192H35ZM138 194V191H136L135 195ZM4 195V196H3ZM41 196V197H40ZM9 200H8V198ZM11 197V198H10ZM4 198H6V200L8 202H5L6 201ZM25 199V200H24ZM123 199H128V196L126 197L123 196ZM12 200V202H11ZM29 203H28V202ZM71 202V201H70ZM3 203V204H2ZM8 203V204H7ZM11 203V205H9ZM27 203V204H26ZM2 204V205H1ZM10 207L11 208H5V205ZM12 204H16L14 206H12ZM25 205H27L25 207ZM28 205H29V208H28ZM3 208H2V207ZM193 214L194 215H197L199 214V211H198V208L197 205L193 204ZM247 206H250L249 204H247ZM15 207V208H14ZM19 208V209H18ZM28 208V209H27ZM5 209V210H3ZM9 209H12V210H9ZM15 209L16 211L20 210L21 209V212L18 211V215L15 214ZM18 209V210H17ZM32 209V210H31ZM191 210V211H192ZM23 211V212H22ZM33 211V212H32ZM44 211H45V214H44ZM48 211V212H47ZM5 212V213H3ZM6 212L8 214H6ZM13 212V213H12ZM50 212V214H49ZM43 213V214H41ZM10 214V215H9ZM15 217H14V215ZM21 214V215H20ZM26 214V215H25ZM35 214V215H34ZM47 214V215H46ZM54 214V212H53ZM23 215V216H22ZM31 215V216H30ZM46 215V216H45ZM11 216H13L14 218L11 219ZM39 216V217H38ZM9 217V218H7ZM16 217H18L16 219ZM24 217V218H22ZM50 217V219H49ZM32 218V219H31ZM39 218V219H38ZM43 218V219H42ZM47 218V219H46ZM16 219V220H15ZM42 219V220H41ZM46 219V220H45ZM56 219V221H55ZM147 219L154 223L151 225V228L150 227H146L144 228L143 230H149V232L146 231V234H154L155 233V236H157V241L158 243L160 244V249L162 250V255L164 257V259H167L165 260L164 262L167 263L166 264H184L183 262V259L182 257H185V256H191L192 260H193V264H199L201 263V259H202V262L204 261H212V262H216V263H221L219 260H222V258L219 257V255L217 254L219 251L223 252L225 255H227V259L223 261V264H243V261L244 259L242 260V258L244 257V254H248L249 253V248L250 246L248 247V245L250 244V239L251 237H253V232H252V229H251V220L249 217L245 218V219H240L239 222L241 223L242 227L245 229L244 232L246 233V229H247V232L249 233H244L242 235V237L244 238H241V242L244 243V244H241L239 246V249L240 251L238 252H232V251H229V248L223 243V246H220L219 244L221 243H217L213 246L214 243H210L209 245H207L206 243V240H205V235H202L200 236V234L196 233L195 231L191 230V233H192V241L190 242V240L186 237H183L185 236L184 234L182 235V233H178V232H175V231H165L163 229H161L162 232H160V229L158 228L157 224H158V221H156L154 218H150V216L147 217ZM10 220V221H9ZM15 222H13V221ZM12 221V222H11ZM18 221V222H17ZM37 221V223H36ZM40 221V222H39ZM42 221V222H41ZM58 221V222H57ZM154 221V222H153ZM56 222V223H55ZM125 222V223H124ZM10 223V224H9ZM14 223V225H13ZM32 223V224H31ZM40 223V224H39ZM43 223V224H42ZM45 223V224H44ZM55 223V224H54ZM123 223V224H122ZM127 223L129 225H127ZM157 223V224H156ZM174 223V222H173ZM50 224V225H49ZM2 225V227H1ZM46 225V226H45ZM52 225V226H51ZM119 227H118V226ZM125 225L127 229L125 231V229H123L124 227L123 226ZM248 225V226H247ZM16 226V227H15ZM39 226V227H38ZM57 226V227H56ZM123 228H122V227ZM245 226V227H244ZM247 226V228H246ZM34 227V228H33ZM3 228V229H2ZM50 228V229H49ZM121 228V229H119ZM188 228V227H187ZM32 229V231L36 232V235H35V239L34 237L30 240V237H29V230ZM56 229V230H54ZM59 229V230H58ZM48 230V231H47ZM121 230V232H120ZM124 230V231H123ZM41 231V232H40ZM51 231V232H50ZM57 231V232H56ZM71 234H70V232ZM157 231V232H155ZM124 232V233H122ZM126 232V233H125ZM174 233V235L172 233ZM185 232V231H184ZM228 232V234L231 232L233 237H235V230H234V226L232 225L229 229L227 228L225 230V234ZM8 233V235L6 234ZM28 233V234H27ZM43 233V234H42ZM45 233V234H44ZM50 233V234H49ZM52 233V235H51ZM133 233V234H132ZM163 233V234H162ZM167 233H170L167 235ZM178 233V234H177ZM187 234V232H185ZM5 234V235H4ZM12 234V237H10ZM19 234V236H18ZM98 234V235H97ZM127 234H129L127 236ZM177 234V236H175ZM251 234V236H250ZM4 235V236H3ZM97 235V236H96ZM247 237H246V236ZM3 238H2V237ZM9 236V237H8ZM49 236V237H48ZM64 236V238H63ZM124 236V237H122ZM169 236H171L169 238ZM6 237V238H5ZM17 239H16V238ZM62 237V238H61ZM67 237V238H66ZM102 237V238H101ZM176 237V238H175ZM245 237H246V240H245ZM250 237V238H249ZM11 238V239H10ZM24 238H26L24 240ZM99 238V240H98ZM119 238V240H118ZM127 238V239H126ZM179 238V239H178ZM249 240H248V239ZM22 239V240H21ZM40 239V240H39ZM111 239V240H110ZM188 239V240H187ZM222 239V238H221ZM10 240V241H9ZM86 240V241H85ZM100 245H99V243ZM101 240V241H100ZM103 240V241H102ZM114 240V241H113ZM118 240V241H117ZM122 240V241H121ZM127 240H129V242H127ZM185 240V241H184ZM3 241V242H2ZM18 241V242H17ZM69 241V242H68ZM165 241V243H164ZM189 241V242H188ZM244 241H247V242H244ZM33 242V243H32ZM39 242V243H38ZM54 242V243H53ZM96 243V244H93ZM107 244L106 247H102L104 244ZM122 242H123V245H122ZM6 243V244H5ZM31 245H30V244ZM44 243V244H43ZM62 243V244H61ZM68 243H71V244H68ZM74 243V244H73ZM125 243V244H124ZM170 243L173 244V246L171 245L170 246ZM185 243V244H184ZM189 243V244H188ZM246 243V244H245ZM4 246H3V245ZM8 244V245H7ZM188 244V245H187ZM15 245V246H14ZM25 245V246H24ZM41 245V246H40ZM75 245V246H74ZM97 245V246H96ZM116 245V246H115ZM144 245V247H143ZM19 246V247H17ZM29 246V247H28ZM35 246V247H33ZM63 246V247H61ZM79 246V247H77ZM93 246V247H92ZM125 246V247H123ZM243 246H245L243 248ZM20 247H24L22 249H20ZM59 247V248H58ZM65 247V249H64ZM71 250H70V248ZM163 247V248H162ZM173 247V248H171ZM242 247V248H241ZM15 248V250H13ZM29 248V249H27ZM33 248V249H32ZM36 248V250H35ZM57 248V249H56ZM61 248V249H60ZM82 248V250H81ZM98 248V249H97ZM140 248L142 250H140ZM144 248V250H143ZM12 249V250H11ZM24 249V250H23ZM26 249V250H25ZM42 251H40V250ZM95 249V250H94ZM116 249V250H115ZM164 249V250H163ZM178 249V250H177ZM244 251H243V250ZM2 250H4L2 252ZM30 250V252L36 254L35 255H31L30 252L28 251ZM74 250V251H72ZM77 250V251H76ZM170 250V252H169ZM174 250V251H178V253L176 252H172L171 254V251ZM181 250V251H180ZM246 250V252H245ZM29 254H28V252ZM37 251V252H35ZM59 251V252H58ZM70 251V252H69ZM92 251V252H91ZM138 251V252H136ZM141 251V252H140ZM142 251H145V252H142ZM164 251V252H163ZM166 251H168L167 253H170V256H167V253ZM207 251H212L213 254H210V252L208 253ZM8 252V253H7ZM61 252V253H60ZM90 252V253H89ZM118 252V253H117ZM136 252V253H135ZM181 252V253H180ZM229 252H231L230 254H228ZM240 252V253H239ZM23 253V255H22ZM40 253V254H39ZM72 253V254H71ZM84 253L85 255L87 254L88 255V259L84 256ZM117 253V254H116ZM188 255H187V254ZM235 253V254H234ZM244 253V254H243ZM27 254V255H26ZM38 254V255H37ZM54 254V255H53ZM111 254V253H110ZM137 254H141L140 256L139 255H136ZM143 254V255H142ZM160 254V253H159ZM177 254V256L175 255ZM238 254V255H237ZM245 254V255H246ZM6 255V256H5ZM14 255V256H13ZM22 255V256H21ZM26 255V256H25ZM29 255V257H28ZM47 255V256H46ZM71 255V256H70ZM77 255V257H76ZM169 255V254H168ZM229 255V256H228ZM234 255V256H233ZM241 255V256H240ZM12 256V257H11ZM50 256V257H48ZM53 256V257H52ZM83 256V257H82ZM112 256V254H111ZM142 256V257H141ZM148 258L151 260V261H155L158 263L157 259H158V256L155 258L154 256H149V253L147 254ZM175 256V257H174ZM238 256V257H237ZM243 256V257H242ZM4 257V258H3ZM24 257V258H23ZM31 257V258H30ZM64 257L67 258L64 259ZM90 257V258H89ZM141 257V258H139ZM160 256L159 255V261H160ZM177 257V258H176ZM198 257H202V258H198ZM8 258V259H7ZM13 258V259H12ZM28 258V259H27ZM69 258V259H68ZM73 258V259H72ZM172 258V259H171ZM236 258V259H235ZM16 259V260H15ZM25 259V260H24ZM76 259V261H75ZM94 259V258H93ZM177 259V260H176ZM180 259V260H179ZM234 261H233V260ZM240 259H241V262H240ZM14 262H13V261ZM27 260V261H26ZM38 260V261H37ZM42 260V261H40ZM48 260V261H47ZM70 260V261H69ZM179 260V261H178ZM8 261V262H7ZM17 261V262H16ZM19 261V263H18ZM25 261V262H24ZM45 261V262H44ZM57 263H56V262ZM80 263H79V262ZM182 261V262H181ZM61 262V263H60ZM63 262V263H62ZM76 262V263H75ZM173 262V263H172ZM123 264L122 261L118 260L117 261V264ZM163 263V261L161 262Z\"/></svg>",
	"mask_w": 264,
	"mask_h": 264
},
{
	"label": "snow or ice",
	"instance_id": "snow-or-ice-1",
	"mask_svg": "<svg viewBox=\"0 0 264 264\" xmlns=\"http://www.w3.org/2000/svg\"><path fill=\"white\" fill-rule=\"evenodd\" d=\"M238 2L244 3L247 7H251V5L247 3V0H238ZM261 3L262 5H264V0H261ZM261 14H264V12H262Z\"/></svg>",
	"mask_w": 264,
	"mask_h": 264
}]
</instances>
